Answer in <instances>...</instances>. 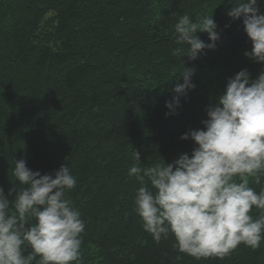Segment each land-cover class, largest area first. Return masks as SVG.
<instances>
[{"label": "trees", "instance_id": "trees-1", "mask_svg": "<svg viewBox=\"0 0 264 264\" xmlns=\"http://www.w3.org/2000/svg\"><path fill=\"white\" fill-rule=\"evenodd\" d=\"M223 3L0 0V187L6 195L14 187V159L42 174L67 163L77 179L67 197L86 224L81 264H264V241L200 258L180 252L171 234L157 243L135 211L140 184L128 175L136 151L141 167L190 155L194 142L181 136L203 127L227 80L243 69L256 78L264 69L245 57L251 42ZM183 14H214L221 38L197 60L182 58L195 69V89L166 116L185 70L173 55L174 24ZM249 182L260 191L264 173L260 184Z\"/></svg>", "mask_w": 264, "mask_h": 264}, {"label": "clouds", "instance_id": "clouds-1", "mask_svg": "<svg viewBox=\"0 0 264 264\" xmlns=\"http://www.w3.org/2000/svg\"><path fill=\"white\" fill-rule=\"evenodd\" d=\"M260 2L227 0L231 5L227 16L242 21L251 42L245 57L264 65ZM198 33H206L209 42ZM220 38L214 14L195 19L183 14L174 24L178 47L173 55L184 65L183 57L197 60L206 50H215ZM194 75L195 69L185 66L172 99L166 101V116L177 114L181 100L195 89ZM206 117L202 128L181 136L194 142L190 155L182 153L171 163L163 159V163L141 167V155L134 153L136 163L128 175L140 184L135 211L157 243L171 234L180 252L196 258L223 257L241 244L257 249L264 241V188L257 191L249 178L260 184L264 173V69L256 78L248 69L229 78L207 107ZM13 163L14 187L7 195L0 187V264H81L86 224L67 197L77 185L67 163L47 174L33 171L25 159ZM253 209L258 215L252 214ZM28 248L31 251L25 255Z\"/></svg>", "mask_w": 264, "mask_h": 264}]
</instances>
